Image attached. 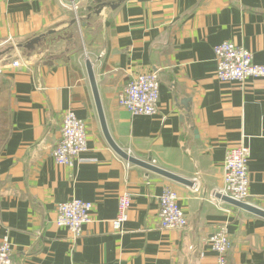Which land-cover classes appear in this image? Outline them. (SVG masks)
I'll list each match as a JSON object with an SVG mask.
<instances>
[{
  "label": "crops",
  "instance_id": "1",
  "mask_svg": "<svg viewBox=\"0 0 264 264\" xmlns=\"http://www.w3.org/2000/svg\"><path fill=\"white\" fill-rule=\"evenodd\" d=\"M116 3L98 14L95 0H0V51L53 31L32 51L0 55V241L8 237L14 264H216L208 239L226 224L229 263L264 264V218L226 202L229 212L221 211L211 200L222 184L226 149L244 144L248 202L264 210V84L258 78L220 82L213 52L230 41L264 64V0ZM73 4L88 15L79 27L83 51ZM86 57L114 142L182 177H198V191L127 162L109 146ZM16 58L27 64L8 66ZM152 71L160 81L158 111L132 115L118 94ZM69 109L85 122L87 140L72 167L51 155ZM165 187L177 192L186 229L160 227ZM124 191L131 207L119 232L112 220ZM72 198L93 204L78 237L55 223V206Z\"/></svg>",
  "mask_w": 264,
  "mask_h": 264
},
{
  "label": "built area",
  "instance_id": "2",
  "mask_svg": "<svg viewBox=\"0 0 264 264\" xmlns=\"http://www.w3.org/2000/svg\"><path fill=\"white\" fill-rule=\"evenodd\" d=\"M33 1V0H27ZM77 5L73 4L75 14ZM216 61V78L220 82H243L248 78H258L264 84V64L254 62L253 53L245 47L230 41H224L213 47ZM16 58L8 63L10 67L26 65ZM1 72V69H0ZM159 76L156 71L141 73L127 83L118 94V104L132 115H154L158 111ZM87 150L85 122L78 118L72 110L61 115L60 137L52 148L51 155L58 165L72 167ZM129 153V152H128ZM130 154V153H129ZM249 148L238 144L228 147L222 163V184L215 189L211 200L224 212V201L215 196L216 193L238 201L248 202ZM191 188L198 191V177H193ZM158 221L162 229L182 230L188 227L187 217L178 205L177 192L165 187L159 196ZM249 203V202H248ZM131 207V197L126 191L121 193L117 202V213L112 220L115 231H122ZM93 204L79 198H72L55 206V223L67 227L73 236L83 232V226L91 221ZM210 248L216 254V264H230L228 254L232 247V239L226 224H219L208 239ZM0 264H14L12 245L7 236L0 241Z\"/></svg>",
  "mask_w": 264,
  "mask_h": 264
},
{
  "label": "water",
  "instance_id": "3",
  "mask_svg": "<svg viewBox=\"0 0 264 264\" xmlns=\"http://www.w3.org/2000/svg\"><path fill=\"white\" fill-rule=\"evenodd\" d=\"M116 1H122V0H116ZM116 1L95 0V5H94L93 9L96 11V13L99 14L104 6L115 7L117 4ZM82 18L88 19V15H86ZM52 32H53L52 30H49L46 33L40 34L38 36H35V37L27 40L26 42L7 45L5 48H3L0 51V55L12 53L16 49L17 50L18 49H25L27 51H32L36 45H38L47 35L51 34ZM84 62H85V68H86L88 80L90 83L91 92L93 95V99H94L98 119L100 122L101 130H102V133H103L107 143L109 144V146L121 158H123L124 160H126L127 162H129L131 164L142 167L148 171L157 173V174L164 176V177H166L172 181H175V182H178V183H181L184 185L192 186V181L190 179H187L185 177H182L181 175H178L174 172H171L169 170L163 169V168L155 165L154 163L151 162L150 158L148 160H144V159H141L139 157L133 156V155L129 154L127 151H125L124 149H122L120 146H118L114 142V140L110 136V133L107 129V125H106V121H105V117H104V113H103V108H102V104H101V100H100V96H99V91H98V87H97V82H96V78H95L93 67H92V62L88 57L85 58ZM215 196L217 198L221 199L222 201L230 204V205H233L235 207H238V208L243 209L247 212H250L252 214H255V215H258V216L264 218V210L257 207V206H254L248 202L238 201V200L232 199L230 197L220 195L218 193H216Z\"/></svg>",
  "mask_w": 264,
  "mask_h": 264
},
{
  "label": "rangeland",
  "instance_id": "4",
  "mask_svg": "<svg viewBox=\"0 0 264 264\" xmlns=\"http://www.w3.org/2000/svg\"><path fill=\"white\" fill-rule=\"evenodd\" d=\"M87 14L84 11H77V14H75L73 20H75V27L79 30L80 25L82 26L87 19H84L82 17L86 16ZM81 18V19H80ZM79 19V20H78ZM76 29L74 28V31ZM76 32V37H77V41H78V45L81 48V51H83V49L86 47L85 45H87L86 41H85V30L84 28H81L79 31H75ZM85 46V47H84ZM22 51V50H21ZM23 51H26L23 49Z\"/></svg>",
  "mask_w": 264,
  "mask_h": 264
}]
</instances>
